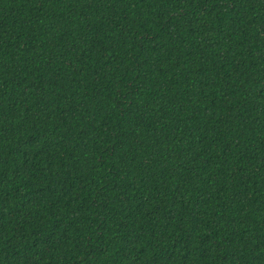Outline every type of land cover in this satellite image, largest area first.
Masks as SVG:
<instances>
[{"label": "trees", "instance_id": "trees-1", "mask_svg": "<svg viewBox=\"0 0 264 264\" xmlns=\"http://www.w3.org/2000/svg\"><path fill=\"white\" fill-rule=\"evenodd\" d=\"M0 264H264V0H0Z\"/></svg>", "mask_w": 264, "mask_h": 264}]
</instances>
